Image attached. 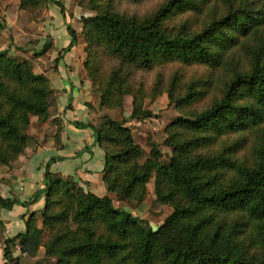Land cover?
Here are the masks:
<instances>
[{
	"label": "trees",
	"instance_id": "16d2710c",
	"mask_svg": "<svg viewBox=\"0 0 264 264\" xmlns=\"http://www.w3.org/2000/svg\"><path fill=\"white\" fill-rule=\"evenodd\" d=\"M96 1L104 3L103 7L96 16L82 20L87 55L84 66L99 87L102 106H111L113 99L120 101L125 93L131 94L119 71L112 70L104 78L97 60L102 52L129 69L150 70L178 62L214 70L228 62L234 72L224 82L218 101L167 127L197 134L178 140L172 132L166 141L172 149L169 161H161L153 151L138 166L140 148L133 143L130 131L115 121L106 119L99 126L72 122L78 129L90 130L102 150V181L108 193L141 201L145 184L155 174V200L173 209L157 229L114 208L108 196L98 197L84 191L71 177L50 172V165L61 160L52 157L43 174V208L21 217L23 233L12 239L3 237L5 263L12 260L11 248L18 243L21 253L31 257L44 246L45 254L56 257L57 264H264V0H222L224 13L195 33L168 31L162 22L172 10L200 13L210 0H169L142 20L113 12L112 0H90L89 5ZM42 2L64 11L58 1ZM3 28L0 23V31ZM68 31L72 40L61 53L73 44L69 26ZM249 38L254 40L253 46L248 44ZM237 48L249 58L248 66L242 69H236L233 60ZM7 54L0 52V164L4 165L25 148L28 116L43 120L49 111L56 112L49 79L34 75L26 62L18 63ZM174 87L173 81L168 97L176 103L189 105L200 94L189 86L185 97L175 99ZM253 130L261 132L255 161L251 165L238 163L233 157L246 146L244 134ZM61 133L60 123L54 138L57 149ZM229 135H237L236 140L215 155L194 152ZM228 172L235 176L225 181ZM16 205L26 204L0 196L1 209L10 211ZM45 233L48 237L44 241Z\"/></svg>",
	"mask_w": 264,
	"mask_h": 264
},
{
	"label": "rangeland",
	"instance_id": "374dc122",
	"mask_svg": "<svg viewBox=\"0 0 264 264\" xmlns=\"http://www.w3.org/2000/svg\"><path fill=\"white\" fill-rule=\"evenodd\" d=\"M167 1L169 0H140L137 2L112 0L111 9L119 15L142 20L154 15ZM76 2L83 13L77 19L74 30L77 32L79 43L82 45L83 77L89 83L90 99L87 105L91 116L89 122L99 126L106 119H110L127 128L133 143L141 150V155L136 160L138 166L145 163L153 151L161 156V161H169L172 156V149L166 144V141L172 132L173 138L178 140L190 139L197 134L184 128L167 130V127L178 118H192L218 101L222 95L223 84L227 77L233 74V69L229 67L228 62L221 69L214 70L199 65H182L178 62L163 63L150 70L129 69V67L122 66L119 61L102 52V54H98L97 60L102 66L104 78L108 77L112 70H117L126 80V83L130 85L131 91V94L122 95L120 101L113 99L111 106H102L99 87L92 83L84 66L87 55L82 20L96 16L97 10H100L104 3L96 1L94 5L90 6V0H76ZM53 6L52 3H45L42 0H0V23L4 25L0 31V52L6 51L7 56L18 63L26 62L34 75L45 76L43 71L45 66L49 64L47 60L52 59L43 55L53 49V41L48 36L50 19L47 15H49L50 9H54V7L56 11L60 9ZM223 7L222 0H210L206 5L204 4V7H201L200 13L189 11L182 13L178 10H172L165 16L162 26L168 31L174 32L180 29L187 33L199 32L210 22V19L219 18L222 12L224 13ZM247 41L251 46L254 45V40L249 38ZM233 60L236 63V69L245 68L249 64V58L245 51L240 48L234 51ZM173 81L175 85L173 97L175 99L185 97L189 86H192V91L200 94L189 105L182 102L176 103L168 97ZM54 94L56 96L55 91ZM56 114L57 111L53 114L51 110L43 120L37 116H28L29 124L24 132L25 148L15 159L5 165L0 164V177L14 170L19 159L28 151L45 146L49 139L55 138L61 123ZM241 136L238 135V138H242ZM243 137L246 138V146L238 151L233 159L238 163L245 162L246 165H251L255 161V150L260 148L261 132L253 130L245 133ZM236 138L237 135H229L217 139L209 146L198 148L194 152L202 156L215 155L222 146L232 145ZM231 176H235V173H226L225 181ZM154 182L155 174H151L145 184V193L141 201L119 198L113 193H108L107 189L105 196L112 200L114 208L124 210L139 219L145 220L149 227L155 230L173 209L170 204H163L155 200ZM36 220L38 227H40L39 215ZM47 237L48 233H45L44 241ZM15 250L19 251L18 256L13 255ZM11 253L12 260L8 262L9 264H57L58 262L56 257L45 254L44 246H41L36 254L31 257L22 254L17 243L13 249L11 248Z\"/></svg>",
	"mask_w": 264,
	"mask_h": 264
},
{
	"label": "crops",
	"instance_id": "0c3cea01",
	"mask_svg": "<svg viewBox=\"0 0 264 264\" xmlns=\"http://www.w3.org/2000/svg\"><path fill=\"white\" fill-rule=\"evenodd\" d=\"M55 1L62 4L64 11H56V5L53 4L54 9H50L47 15L50 19L48 36L53 41V49L43 55L52 58L47 60L49 64L45 66L43 73L56 93V117L60 119L62 126L61 147L56 148L52 137L45 146L28 151L19 159L14 170L0 177V196L26 204L16 205L10 211L0 208V264L5 263L3 237L12 239L23 233L25 226L21 217L26 218L30 213L39 212L43 208V174L50 158H61L50 165V172L71 177L84 191L98 197L106 195V187L102 181L103 152L95 144L90 130L78 129L72 124L88 123L91 119L87 109L90 99L89 83L82 72V45L74 30L77 19L83 13L76 0ZM68 26L74 33L73 44L67 52L61 53L72 40ZM59 53L60 57L57 58ZM18 252L15 250L13 255L18 256Z\"/></svg>",
	"mask_w": 264,
	"mask_h": 264
},
{
	"label": "built area",
	"instance_id": "2783aa9c",
	"mask_svg": "<svg viewBox=\"0 0 264 264\" xmlns=\"http://www.w3.org/2000/svg\"><path fill=\"white\" fill-rule=\"evenodd\" d=\"M17 249H18V247H17ZM3 264H8V263H3Z\"/></svg>",
	"mask_w": 264,
	"mask_h": 264
}]
</instances>
